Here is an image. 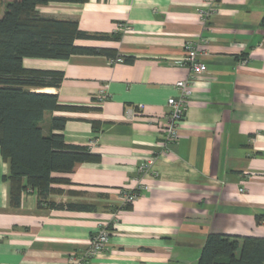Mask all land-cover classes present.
Listing matches in <instances>:
<instances>
[{"label": "crops", "instance_id": "0c3cea01", "mask_svg": "<svg viewBox=\"0 0 264 264\" xmlns=\"http://www.w3.org/2000/svg\"><path fill=\"white\" fill-rule=\"evenodd\" d=\"M38 10L117 36L75 40L116 56L23 59L26 68L63 74L58 87L36 89L56 93L62 105L44 112L43 133L63 116L65 140L99 158L53 174L67 179L53 185V206L29 188L13 205L0 154V264H70L111 220L137 165L154 155L157 176L143 178L149 189L116 209L106 248L86 264H196L210 233L264 237L256 221L264 216V0L51 1ZM187 39L206 68L176 140L159 154L167 99L189 72L174 63Z\"/></svg>", "mask_w": 264, "mask_h": 264}, {"label": "trees", "instance_id": "16d2710c", "mask_svg": "<svg viewBox=\"0 0 264 264\" xmlns=\"http://www.w3.org/2000/svg\"><path fill=\"white\" fill-rule=\"evenodd\" d=\"M51 1L84 3L88 0H4L0 12V154L8 162L4 179L9 184L10 203L17 205L26 189L36 192L38 203L54 204L47 197L67 182L54 173H68L76 164L97 161L85 145L67 142L61 132L66 118L51 119L52 132L44 134L39 121L45 111L62 108L56 93L36 91L58 87L63 74L57 70L26 68L23 59H66L71 55L115 52L77 45V39H116L89 33L74 19L42 14L38 7ZM264 19V18H263ZM130 62L131 57L122 58ZM256 221L264 224V216ZM196 264H264V237L210 233Z\"/></svg>", "mask_w": 264, "mask_h": 264}, {"label": "built area", "instance_id": "2783aa9c", "mask_svg": "<svg viewBox=\"0 0 264 264\" xmlns=\"http://www.w3.org/2000/svg\"><path fill=\"white\" fill-rule=\"evenodd\" d=\"M208 12H203L207 15ZM118 28L122 30H130L128 24H118ZM198 44L187 39L182 44V55L176 59L174 63L188 67V76L184 79L177 80L174 87L177 91L176 96H170L167 99L168 112L163 122L162 138L159 142L160 152L164 153L168 145L174 142L178 135V127L186 112L188 106V100L192 93V85L194 84L197 76L204 72L206 65L201 61L199 57ZM115 61H121L120 57H116ZM106 98L104 90H100L98 99ZM141 107V105H139ZM158 155V154H157ZM156 155L145 158L142 160L136 168L137 176L134 178L133 186L122 188L119 191L120 202L116 205V208L112 211V217L110 221L103 222L99 225L97 231L89 237L88 246L78 256H72L70 264H86V262L100 254L105 248L109 240L110 224L117 219L116 209L125 204L134 202L144 190H148L149 186L143 181L145 176L156 177L157 172L153 168V162Z\"/></svg>", "mask_w": 264, "mask_h": 264}, {"label": "rangeland", "instance_id": "374dc122", "mask_svg": "<svg viewBox=\"0 0 264 264\" xmlns=\"http://www.w3.org/2000/svg\"><path fill=\"white\" fill-rule=\"evenodd\" d=\"M3 2H4V0H0V12H1L2 9H3V8H2V7H3V6H2V3H3Z\"/></svg>", "mask_w": 264, "mask_h": 264}]
</instances>
